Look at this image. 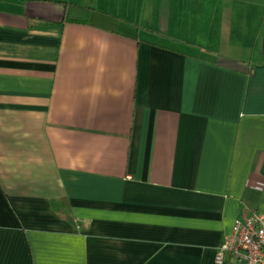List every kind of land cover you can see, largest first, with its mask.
I'll return each mask as SVG.
<instances>
[{
	"label": "crops",
	"instance_id": "crops-1",
	"mask_svg": "<svg viewBox=\"0 0 264 264\" xmlns=\"http://www.w3.org/2000/svg\"><path fill=\"white\" fill-rule=\"evenodd\" d=\"M253 212L264 0H0V264H217Z\"/></svg>",
	"mask_w": 264,
	"mask_h": 264
},
{
	"label": "built area",
	"instance_id": "built-area-1",
	"mask_svg": "<svg viewBox=\"0 0 264 264\" xmlns=\"http://www.w3.org/2000/svg\"><path fill=\"white\" fill-rule=\"evenodd\" d=\"M217 264H264V214L238 218L232 232L216 248Z\"/></svg>",
	"mask_w": 264,
	"mask_h": 264
},
{
	"label": "rangeland",
	"instance_id": "rangeland-1",
	"mask_svg": "<svg viewBox=\"0 0 264 264\" xmlns=\"http://www.w3.org/2000/svg\"><path fill=\"white\" fill-rule=\"evenodd\" d=\"M144 14H147V13H144ZM144 14H137V15L136 14H130L129 15V20L132 21V22H140V20H141L140 17L141 16L145 17ZM114 15H116V14H114ZM148 29H151V28H149V26L148 27H145V31L148 30Z\"/></svg>",
	"mask_w": 264,
	"mask_h": 264
}]
</instances>
